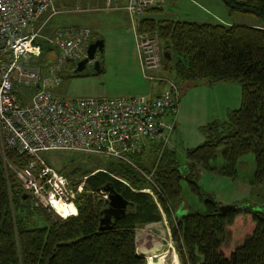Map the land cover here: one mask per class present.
<instances>
[{
  "label": "trees",
  "instance_id": "trees-1",
  "mask_svg": "<svg viewBox=\"0 0 264 264\" xmlns=\"http://www.w3.org/2000/svg\"><path fill=\"white\" fill-rule=\"evenodd\" d=\"M221 1L230 14L251 16L263 25L148 19L139 22L138 30L155 32L171 50V59H162L169 65L174 62L167 71L172 72L178 87L173 86L179 93L182 90L178 100L186 89L201 83H237L240 107L228 112L223 121L200 127L204 142L185 150L184 165L174 151L153 144L143 165L113 160L116 164L111 162L106 170L96 168L94 174L86 175V190L97 193L111 184L132 204L123 218L104 230L99 219L107 207L105 200L82 193L75 202L77 215L58 218L31 202L16 179L6 175L0 156V264H146L136 251V229L160 221L162 213L170 225L180 264H264V208L237 205L221 213V205L209 194L202 196L192 180L196 167L214 170L211 162L220 148L225 163L221 173L234 176L240 157L252 153L255 171L251 182L264 183V0ZM139 153L131 157L141 156ZM151 154H157L154 162ZM8 156L15 162L25 159L12 152ZM182 180L204 198V208L175 220L172 206L180 200ZM143 190H149L155 199ZM246 215L250 216V233L234 243L230 228L234 230L238 224L234 220Z\"/></svg>",
  "mask_w": 264,
  "mask_h": 264
},
{
  "label": "built area",
  "instance_id": "built-area-1",
  "mask_svg": "<svg viewBox=\"0 0 264 264\" xmlns=\"http://www.w3.org/2000/svg\"><path fill=\"white\" fill-rule=\"evenodd\" d=\"M54 2L0 0V156L5 173L15 174L35 206L66 219L77 215L75 202L83 185L54 169L41 154H91L132 164L130 157L142 150L145 141L169 145L179 92L172 86L156 97L57 96L53 89L62 83L66 66L74 68L85 59L92 41L89 29L78 28L44 38V48L36 44L42 27L29 30L54 11ZM156 4V0H127L126 11L139 16ZM139 49L142 68L161 67L154 39H142ZM45 56L54 57L47 67ZM9 152L25 159L12 162ZM97 196L108 199L105 191ZM59 204L70 210L67 216L58 211Z\"/></svg>",
  "mask_w": 264,
  "mask_h": 264
},
{
  "label": "rangeland",
  "instance_id": "rangeland-1",
  "mask_svg": "<svg viewBox=\"0 0 264 264\" xmlns=\"http://www.w3.org/2000/svg\"><path fill=\"white\" fill-rule=\"evenodd\" d=\"M66 1V0H61ZM72 2L70 5L75 12L65 13L67 10L64 6L55 5L54 9L56 11H61L53 16V19L50 23L52 28H86L91 31V41L94 42L96 40L103 41V50L101 53L96 55L95 61L98 63V70L93 68V64H90L84 71L79 73L78 76L73 77V70L71 68H66L63 73V80L59 87L53 89L54 93L57 96H60L64 99H78V98H115L113 93L122 92V93H135L139 91V85L145 86L146 89L151 87L153 83H156L157 79H164V84H167V80H171L174 83L173 78H171L170 73L167 71V68L170 67L174 62H170V65L163 62L162 57L169 56V60L171 59V50L165 48V45L159 41L158 35L155 32H151V30H143L145 33L144 36H147L149 39H154L155 41V52H159L161 63L160 70L162 76L157 75V73L151 74L154 80L146 79L147 75L142 74L141 77L137 75L132 69L131 66V58L132 55L130 52L122 53L119 49H115L116 44L120 43H130L132 47L135 48V41L132 32V25L128 14L121 10L126 3V0H69ZM157 1V0H156ZM198 3V7L204 11L207 16L211 19L212 24L219 23L218 20H215L216 17L221 18L225 22L229 21H242L244 18H251L253 20H257L254 17L241 15V14H233L229 16L227 14V9L222 3L221 0H195ZM162 9L158 11H146L143 14L133 16V23L136 24L138 21L143 20L145 18H153L155 20L159 19H176L172 18L174 13L187 15L188 11L193 9V4L189 0H165L161 5ZM215 17V19H214ZM179 19V18H178ZM184 18H180L182 21ZM44 30V29H43ZM127 30L132 32V37L129 38V33ZM43 32V31H42ZM55 35V34H54ZM37 42L42 41V39L38 38ZM91 42V43H92ZM135 57L137 55L135 53ZM54 57L50 56L46 60V67L49 63L53 61ZM122 60V61H121ZM121 61V62H120ZM103 67L102 71L101 68ZM149 75V74H148ZM157 76V77H156ZM175 84V83H174ZM168 86V85H167ZM177 86V85H176ZM237 86L239 93L241 92L239 84H235ZM178 87V86H177ZM181 91L179 95H181ZM179 92V91H178ZM238 93V91H237ZM139 94H132L131 96H137ZM152 96V95H151ZM194 102L189 103L188 106V116L183 120L181 126H179V130L176 134H179L182 138L181 142L176 143V154L180 163H183L185 159V154H182L183 147L185 149L190 147V140L193 138L194 134L200 133V127L207 125L209 122V117L211 115L210 108L206 106V104L201 100L205 97L198 96L195 93ZM128 97V96H123ZM190 96H188L186 100H189ZM26 100V99H23ZM241 105V94H240V104ZM238 109V108H237ZM230 112V111H228ZM227 112V113H228ZM207 113L208 116H207ZM225 112V118L227 116ZM207 117V118H206ZM224 118V119H225ZM206 119V122H202ZM223 119V120H224ZM222 119L218 121H223ZM215 121V120H213ZM211 121V122H213ZM203 125L199 126V123ZM210 123V122H209ZM174 139V137H173ZM171 142V140H170ZM151 144L150 142H148ZM158 148L160 147V143L155 142ZM150 146H146L145 151L142 149L139 154L141 156L135 155L131 157V161L138 162L140 165L144 163V154H147L151 151ZM183 145V147H182ZM169 146H166V149H169ZM174 151V150H173ZM174 151V152H175ZM41 156L54 168L57 170L64 171L65 174L69 175L68 177L77 179L78 184L82 183L83 192L88 195H91L93 198L97 196V193L92 192L90 189H85V177L86 175L94 174L96 168H101L106 170V168L110 165L111 162L115 163L111 158L105 157H96L91 154H76V153H67V152H43ZM146 158V157H144ZM8 159L12 162H15V159ZM157 159V154H151V162H154ZM3 160V159H2ZM18 162V161H16ZM212 167H214L213 171L201 169L196 167L193 169L192 180L196 183V185L200 189V194L205 196L207 194L212 196V201L216 204L220 201H227L228 204L234 205H243V206H251L254 209L264 208V183L263 184H254L251 182L255 171V159L252 153H246L236 163V173L234 176H227L221 173V168L225 166L224 160L222 158L221 149L219 148L216 153V158L211 162ZM116 167V166H115ZM151 168L150 166H147ZM117 169V167H116ZM118 170V169H117ZM94 171V172H93ZM10 173L6 172V175ZM18 182L15 174H11ZM20 186V184H19ZM81 193V194H82ZM80 194V195H81ZM153 198L154 196L149 191ZM155 199V198H154ZM180 199H183L186 206L189 208L190 212L202 211L204 208L203 199H200L195 193L192 192L190 185L187 181H181V194ZM176 204V203H175ZM174 204V205H175ZM219 204V203H218ZM173 205V206H174ZM172 206V207H173ZM63 214L66 209H62ZM49 214V213H48ZM162 216V215H161ZM165 220V224L168 226L169 232H171L170 225L167 221V218L164 216L161 217V220L158 223ZM36 221H40L37 217L34 218ZM164 222V221H163ZM234 222L238 223L237 226L230 228L231 232V240L235 243L236 241L242 240L247 233H250V216H241L240 218H236ZM150 224V223H149ZM145 226V225H144ZM141 226L138 229L143 228ZM166 230V228H165ZM145 231H148L145 229ZM141 234L138 232L137 235V245L140 249L145 246V242H141ZM160 247H156L153 249L152 253H158L157 256L161 257L158 260L165 258L168 259V252H166L167 248L166 242L174 248V243L169 239V236L166 233V236H161L160 238ZM176 249L174 248V251ZM176 254V251H175ZM177 256V254H176ZM178 257V256H177ZM174 258H176L174 256ZM157 260V261H158ZM177 262L179 261L176 258ZM151 261L156 262L152 257L148 258L147 264H150ZM178 264H180L178 262Z\"/></svg>",
  "mask_w": 264,
  "mask_h": 264
},
{
  "label": "crops",
  "instance_id": "crops-1",
  "mask_svg": "<svg viewBox=\"0 0 264 264\" xmlns=\"http://www.w3.org/2000/svg\"><path fill=\"white\" fill-rule=\"evenodd\" d=\"M164 1L165 0H157V4L155 6H153L152 8L148 9L147 11L161 10L162 9L161 5L164 3ZM189 1L193 4V7H194L193 9L188 11L189 14L182 15V14L174 13L172 18H176V19H171V21H180L179 20L180 18H184L180 22L212 24L211 20H210L211 18L209 16H207V14L198 7V3L195 0H189ZM71 4H72V2L69 0L62 1V2H61V0H55V2H54V6L55 5L64 6V8L67 9L65 11V13L75 12V10H73L71 8V6H70ZM126 4H127V0H126L125 5L123 7H121V10H124L130 18L131 25H132V32H133L134 41H135V48L132 47V45L130 43L124 42V43H120V44L117 43L115 46V49H119L122 53H128V52L131 53V55H132L131 66H132V69L135 72H137V75L139 76V78L141 77V79H142V76H141V71H142V74L147 75L146 79L154 80V78H152L153 76L151 74L157 73V75L162 76V73H161V71H159L160 68H158L156 70H149V71L142 68V66H141L142 65V57H141V52H140L139 46L141 44L142 39L148 38V37L144 36L145 33L143 31L138 30L139 22L142 20L138 21V23H136V24L133 23V15H130L126 11ZM56 12L61 13V11H56L54 9V11H52L50 13V15H49V13L44 14L30 28L29 32L37 30L38 28L42 27L40 29V35H41L40 39H42V41H43L44 38L51 37L56 32L78 29V28H64V29L52 28L50 26V23L53 19V16L56 15V14H54ZM227 14L229 16L233 15V14H230L228 12V10H227ZM234 14H239V13H234ZM148 19H153V18H145L143 20H148ZM214 19H215V17H214ZM244 19L245 20L236 21V22H233V21L225 22L221 18L216 17L215 20H218L219 23H222L225 25H233V24H235V25L243 24V25H248V26H262L263 25V24H260L258 22V20H253L251 18H244ZM159 20H169V19H159ZM44 21H45V23L43 25ZM127 32L129 33V38L132 37V32L130 30H127ZM42 41H41V43L36 42V44H39L41 47L44 48ZM135 53L137 55L138 60L135 57ZM66 68L72 69L73 67H71L69 65V66H66ZM102 69H103V67L101 68L100 71H102ZM169 76H171V78H173V80H174V75L172 74V72L170 73ZM173 82L175 83V80ZM164 83H165L164 79H157L156 83H153L151 85V87L149 88V91H148V89L145 88V86L139 85L140 89H139V91H137L135 93L117 92V93H113L112 95L115 96V98H119V97H123V96L131 97L132 94L147 95V96H151V95L152 96H158L160 94L170 92L171 87L174 84L171 82V80H167L166 85ZM174 85H176V83ZM237 91H238V93H237ZM194 93L198 96L205 97L204 99H201V100L206 104V106H208L210 108L211 115L209 117V122H211L213 120H220V119L223 120L225 118V115H226L225 112L227 113L228 111H232V110L239 108L240 93H239L237 86H235V84H233V83H217V84H214L213 86H206L205 84L201 83L197 87H193V88L189 87L188 89H186L185 93L182 94V97L178 101L179 103H178V111H177V116H176L175 130L173 131V133L171 135V138H170L171 142H169V144H170L169 149L172 151L173 150L175 151L177 141L181 142V144H182V138L180 137L179 134H176V132L179 130V126H181V123L183 122V120L185 118H187V116H188V106H189V103L194 102V96H192ZM188 96H190L189 100H186L184 102V100ZM208 114L209 113H207V116H208ZM202 122L205 123L206 119H204V121H202ZM202 122L199 123V126L203 125ZM209 122H207V123H209ZM173 137H174V139H173ZM203 142H204V136L202 134L200 135V134L196 133V134H194L193 138L190 140V147L187 149L195 148V147L201 145ZM153 143H155V142H153ZM153 143H151V144H153ZM151 144H149L148 141H145V144H144L142 149L145 151L146 146H150ZM155 145H157V143ZM182 147H183V145H182ZM185 150L186 149L183 147L182 154H185ZM175 153H176V151H175ZM145 156H146V154H144V157ZM144 157H143V159H144ZM186 163H187V160L186 161L184 160V162L180 163V164L184 165ZM218 203L220 205H232V204H228L227 201H220ZM189 212H190V210L186 206L184 200L180 199L172 208V214H173L172 217L176 220L180 215L186 214ZM162 216H164L163 213H162ZM165 228H166V230H165ZM145 229H147L148 231H145ZM138 232H140V234L142 235L141 236V242L142 243L145 242V246L141 247L140 249L138 248V245H137ZM166 233L170 239L171 238V232H169L168 226L165 224L164 218H163L162 222H160V223L153 222L150 224H146L143 228L136 230L135 245H136L137 253L138 254L139 253L144 254L147 257H149V256L158 257L157 256L158 253L157 254L152 253V251L156 247H160L161 243L159 240H160L161 236H166ZM171 240H172V238H171ZM169 244L166 242L165 247L167 248L166 252H168V259L165 262L169 261V259H171V258H174V256L176 258H178L175 254L173 246L171 245V247H170ZM158 258H161V257H158Z\"/></svg>",
  "mask_w": 264,
  "mask_h": 264
},
{
  "label": "water",
  "instance_id": "water-1",
  "mask_svg": "<svg viewBox=\"0 0 264 264\" xmlns=\"http://www.w3.org/2000/svg\"><path fill=\"white\" fill-rule=\"evenodd\" d=\"M103 50V41L96 40L92 42L87 50V57L83 60L78 61L75 64L73 69V74H79L84 71L90 64H93V68L98 70V63L95 61L96 55L101 53ZM169 58L168 55H165ZM100 72V70H99ZM103 190L107 193L108 199L106 200L107 207L104 208L101 212V217L99 219V227L101 230L112 228L114 222L118 221L119 219L123 218L126 215L127 209L132 204L126 201L120 194H118L115 190L113 185L107 184L103 187ZM26 195V194H25ZM27 196V195H26ZM237 205H221L219 210L221 213H227L230 210L236 209ZM264 211V209H263ZM139 256L143 257L148 261V258L144 254L139 253ZM155 261L159 258L156 256L152 257ZM147 264V263H146Z\"/></svg>",
  "mask_w": 264,
  "mask_h": 264
},
{
  "label": "bare ground",
  "instance_id": "bare-ground-1",
  "mask_svg": "<svg viewBox=\"0 0 264 264\" xmlns=\"http://www.w3.org/2000/svg\"><path fill=\"white\" fill-rule=\"evenodd\" d=\"M64 208L66 209L67 214H66V212L63 214L62 209H64ZM58 211H59L60 213H62L63 215L67 216V215L69 214L68 212H69L70 210H68V208L64 207L62 204H59V205H58ZM164 259H165V258H162V259H160V260H158V261H156V262L151 261L150 264H178L176 258H171V259H169V261H167V262H165L166 260H164Z\"/></svg>",
  "mask_w": 264,
  "mask_h": 264
},
{
  "label": "clouds",
  "instance_id": "clouds-1",
  "mask_svg": "<svg viewBox=\"0 0 264 264\" xmlns=\"http://www.w3.org/2000/svg\"><path fill=\"white\" fill-rule=\"evenodd\" d=\"M143 192H145V193H148V192H146V191H143ZM153 195V194H152ZM154 196V195H153Z\"/></svg>",
  "mask_w": 264,
  "mask_h": 264
}]
</instances>
